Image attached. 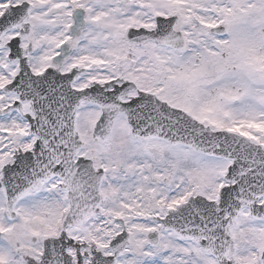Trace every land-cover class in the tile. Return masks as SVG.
<instances>
[{
    "label": "snow or ice",
    "instance_id": "obj_1",
    "mask_svg": "<svg viewBox=\"0 0 264 264\" xmlns=\"http://www.w3.org/2000/svg\"><path fill=\"white\" fill-rule=\"evenodd\" d=\"M0 264H264V0H0Z\"/></svg>",
    "mask_w": 264,
    "mask_h": 264
}]
</instances>
